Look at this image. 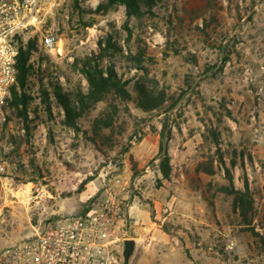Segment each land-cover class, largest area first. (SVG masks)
I'll return each instance as SVG.
<instances>
[{
    "label": "rangeland",
    "instance_id": "rangeland-1",
    "mask_svg": "<svg viewBox=\"0 0 264 264\" xmlns=\"http://www.w3.org/2000/svg\"><path fill=\"white\" fill-rule=\"evenodd\" d=\"M159 1L131 19V36L122 5L101 15L71 0L42 17L58 36L39 51L51 113L41 98L38 119L5 108L1 246L90 212L109 188L123 213L112 247L122 259L123 240L135 238L131 264H264V0ZM109 37L118 46L103 53ZM87 58L114 68L129 97L110 94L70 125L49 87L78 104Z\"/></svg>",
    "mask_w": 264,
    "mask_h": 264
},
{
    "label": "built area",
    "instance_id": "built-area-1",
    "mask_svg": "<svg viewBox=\"0 0 264 264\" xmlns=\"http://www.w3.org/2000/svg\"><path fill=\"white\" fill-rule=\"evenodd\" d=\"M70 1L0 0V131L7 120L5 105L16 84L19 55L16 36L34 32L44 49L53 50L58 44L57 29L52 25L43 28L41 19L52 14L56 5ZM77 1L95 9L101 0ZM7 170L0 142V184ZM105 194V199L85 215L33 227L32 233L23 239L0 245V264H122L121 256L112 246L117 242L115 228L123 220V213L109 188ZM4 218L0 208V226Z\"/></svg>",
    "mask_w": 264,
    "mask_h": 264
},
{
    "label": "trees",
    "instance_id": "trees-1",
    "mask_svg": "<svg viewBox=\"0 0 264 264\" xmlns=\"http://www.w3.org/2000/svg\"><path fill=\"white\" fill-rule=\"evenodd\" d=\"M159 2V0H101L96 8V12L101 15H106L118 6H124L127 17L124 28L131 36L133 33L132 27L130 26L131 19L145 14L146 11L153 12V8H155ZM24 35L25 34H19L16 36L19 48L16 84L12 87L11 99H9L5 105V108L8 109L9 107L11 114L16 115L21 122L23 120L25 122L27 121L28 112L31 110L37 119L40 117L38 115L39 104L34 105V102L39 98H41V103L45 105V113H51L50 93L44 83V79L48 76L49 72L46 70V67L43 66V55L39 53L40 49H43V47L40 44L38 35H30L27 38H24ZM117 46L118 45L111 37L107 39L105 47H103V41L99 42V48L103 53L109 49L115 50ZM34 54H39L40 58L38 63L33 61ZM227 58L228 57L224 58V62L228 60ZM83 66L82 72L88 82L89 90L86 95L79 97L77 101L78 104L72 102L68 95L63 93V88L60 83H52L49 87V89L53 91L54 96L58 99L60 106L63 107L66 122L70 125H75L77 118L82 117L84 114H90L95 105L105 101L110 94L117 93L121 96L129 97V93L125 89V84L118 78L114 68L111 67L105 71L97 61L94 62L88 58ZM141 94L144 99L152 97V94L144 89L141 90ZM140 104L143 105L144 103L142 102ZM101 121L102 119L96 121L99 132L101 130ZM101 125L104 127L108 126L107 123ZM166 131L167 129L165 126L161 131L159 141L160 170L165 178L170 174V157L168 153L170 135L166 133ZM99 132H95V134L100 135ZM86 212H89V210H86ZM86 212L81 215H85Z\"/></svg>",
    "mask_w": 264,
    "mask_h": 264
},
{
    "label": "water",
    "instance_id": "water-1",
    "mask_svg": "<svg viewBox=\"0 0 264 264\" xmlns=\"http://www.w3.org/2000/svg\"><path fill=\"white\" fill-rule=\"evenodd\" d=\"M138 242L135 238H126L122 243V264H131L136 254Z\"/></svg>",
    "mask_w": 264,
    "mask_h": 264
}]
</instances>
